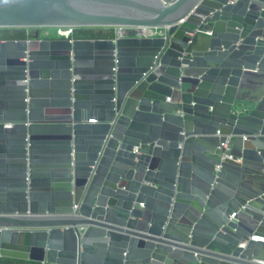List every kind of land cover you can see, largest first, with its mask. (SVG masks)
<instances>
[{"label":"water","instance_id":"1","mask_svg":"<svg viewBox=\"0 0 264 264\" xmlns=\"http://www.w3.org/2000/svg\"><path fill=\"white\" fill-rule=\"evenodd\" d=\"M34 29L0 36V259L264 264V0H0Z\"/></svg>","mask_w":264,"mask_h":264},{"label":"built area","instance_id":"2","mask_svg":"<svg viewBox=\"0 0 264 264\" xmlns=\"http://www.w3.org/2000/svg\"><path fill=\"white\" fill-rule=\"evenodd\" d=\"M51 30L55 31L54 36L56 37H71V38H75L74 34L77 30H80V28H72V27H68V28H53ZM141 32L144 36H148V37H162L165 36L166 34V29L164 28H142ZM223 146L227 148V150H230V146L228 144V142L223 143ZM236 217V214H233V218Z\"/></svg>","mask_w":264,"mask_h":264},{"label":"rangeland","instance_id":"3","mask_svg":"<svg viewBox=\"0 0 264 264\" xmlns=\"http://www.w3.org/2000/svg\"><path fill=\"white\" fill-rule=\"evenodd\" d=\"M85 30L87 29H91V31H93L94 33H105V34H108V35H113L115 30L112 29V28H84ZM83 30V29H82ZM15 30H3L1 31L0 33V36H4L6 35V32H8L7 34H15L14 33ZM55 34V31L54 30H51V29H43L42 30V33L41 35L44 37H51V36H54ZM3 263H6V260L8 261V259H1ZM22 263L21 264H37V263H30V262H27V261H21ZM24 262V263H23Z\"/></svg>","mask_w":264,"mask_h":264},{"label":"flooded vegetation","instance_id":"4","mask_svg":"<svg viewBox=\"0 0 264 264\" xmlns=\"http://www.w3.org/2000/svg\"><path fill=\"white\" fill-rule=\"evenodd\" d=\"M8 32H6V34H7ZM14 33H16V34H22V35H25V38H28V37H32V36H34V35H36L37 34V30H15L14 31ZM41 33H42V30L40 31V35H41ZM89 34H96V33H94L93 31H91V29H87V30H85V29H80V30H77L76 32H75V34H74V36H75V38H90V37H86V36H88ZM98 34V33H97ZM10 35V34H9ZM11 35H13V34H11ZM113 35H115V32H114V34ZM113 35H109L108 37H112ZM24 38V39H25ZM222 146H223V144H222ZM226 148V147H225ZM227 149V148H226ZM12 261H14L13 263H10V262H7V263H9V264H21L22 262L21 261H17V260H12ZM0 262H2V260L0 259ZM3 263V262H2ZM24 263V262H23Z\"/></svg>","mask_w":264,"mask_h":264},{"label":"trees","instance_id":"5","mask_svg":"<svg viewBox=\"0 0 264 264\" xmlns=\"http://www.w3.org/2000/svg\"><path fill=\"white\" fill-rule=\"evenodd\" d=\"M109 35L108 34H105V33H98V34H89L88 36L86 37H90V38H106L108 37ZM2 38H6V39H24L25 38V35H22V34H13V35H9V34H6L4 36H2ZM7 262H10V263H13L14 261L12 260H6V263Z\"/></svg>","mask_w":264,"mask_h":264}]
</instances>
